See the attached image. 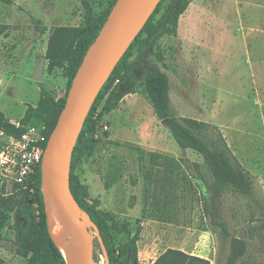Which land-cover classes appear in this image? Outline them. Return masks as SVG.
<instances>
[{
	"label": "rangeland",
	"instance_id": "374dc122",
	"mask_svg": "<svg viewBox=\"0 0 264 264\" xmlns=\"http://www.w3.org/2000/svg\"><path fill=\"white\" fill-rule=\"evenodd\" d=\"M88 1L99 14L109 0ZM83 14L80 0H0V111L10 123L38 105L41 89L55 99L64 96L62 69L48 70V40L56 27L80 26ZM142 50L138 41L129 60ZM145 58L166 73L177 115L221 132L252 177L254 193L218 192L202 156L177 145L139 84L99 117L97 129L106 134L75 169L89 198H98L120 226L128 224L137 237L138 264H153L168 248L225 264L232 237L245 244L243 264H264V0H190L177 34L161 35ZM41 60L36 81L33 72ZM98 115L99 109L94 118ZM31 122L46 129L38 120ZM17 192L0 179V196ZM14 219L10 210L0 228L2 264H26L16 253ZM47 221L50 226L48 214ZM112 233L117 244L125 240L124 234ZM93 257L106 264L95 237Z\"/></svg>",
	"mask_w": 264,
	"mask_h": 264
},
{
	"label": "trees",
	"instance_id": "16d2710c",
	"mask_svg": "<svg viewBox=\"0 0 264 264\" xmlns=\"http://www.w3.org/2000/svg\"><path fill=\"white\" fill-rule=\"evenodd\" d=\"M80 1L84 10L83 23L77 27H56L49 37L45 56L48 60V70L61 68L67 78L64 96L55 99L48 91L41 89L38 105L27 107L19 120L18 128L6 120L0 111V127L5 132L19 135L24 125L32 124L31 120H38L46 126L44 129L46 137L53 130L65 103L71 80L116 0H109L105 9L99 14L95 13L88 0ZM164 2L165 0H161L158 3L101 87L72 151L70 191L80 209L97 226L109 264H138L137 237L131 234L127 223L120 226L110 212L100 208L98 198H89L88 188L80 182L75 169L85 155L92 154L100 140V135L103 132L106 134V131L99 132L97 129L99 117L114 110L125 95L135 93L139 84H142L156 118L163 121L170 129L177 145L202 156L215 180L218 192L230 191L247 196L254 193L252 177L232 154L221 132L209 123L177 115L171 106L166 73L145 58V51L152 47L157 38L163 34H177L179 17L186 10L190 0H171L162 14L153 21ZM138 41L141 42L144 50L140 51L133 60H129L132 49ZM158 59L161 60V56H158ZM97 109L99 115L94 118ZM100 126L102 128L103 124ZM13 185L18 189L14 197L0 196V228L7 220L8 212L14 210L16 253L26 259V264H66L50 234L40 168L33 181L26 187ZM219 225L223 236H226L225 223L219 221ZM112 230L124 234L125 240L117 244ZM228 248L225 264H243L241 258L245 253V244L240 239L232 237L228 242ZM0 264H2L1 258ZM153 264H210V262L204 257L191 255L180 249L168 248L155 259Z\"/></svg>",
	"mask_w": 264,
	"mask_h": 264
},
{
	"label": "water",
	"instance_id": "95a60500",
	"mask_svg": "<svg viewBox=\"0 0 264 264\" xmlns=\"http://www.w3.org/2000/svg\"><path fill=\"white\" fill-rule=\"evenodd\" d=\"M137 1L116 0L111 7L71 80L65 103L42 156L40 178L46 212L50 219L53 205L60 217L56 239L52 238L66 264H96L94 237L104 253L106 264H109L97 226L88 217V223L82 224L84 212L69 187L70 163L74 145L98 92L161 0H145L136 17L130 20ZM42 68L41 60L33 72L34 80H41Z\"/></svg>",
	"mask_w": 264,
	"mask_h": 264
},
{
	"label": "built area",
	"instance_id": "2783aa9c",
	"mask_svg": "<svg viewBox=\"0 0 264 264\" xmlns=\"http://www.w3.org/2000/svg\"><path fill=\"white\" fill-rule=\"evenodd\" d=\"M12 124L20 126L19 122ZM102 128L106 130L107 125ZM48 137L44 128L32 124L24 125L19 135L0 127V179L22 187L30 184L41 166Z\"/></svg>",
	"mask_w": 264,
	"mask_h": 264
},
{
	"label": "bare ground",
	"instance_id": "6f19581e",
	"mask_svg": "<svg viewBox=\"0 0 264 264\" xmlns=\"http://www.w3.org/2000/svg\"><path fill=\"white\" fill-rule=\"evenodd\" d=\"M145 0H138L133 8V11L130 15V20H133L136 15L138 14L139 10L141 9L143 3ZM57 211L55 210V208L53 207V205H51V215H50V234L51 236L56 239V235L57 232L59 230L60 227V217L57 215ZM82 224L86 225L88 223L87 220V216L86 214H82ZM68 241V239H66V242Z\"/></svg>",
	"mask_w": 264,
	"mask_h": 264
}]
</instances>
